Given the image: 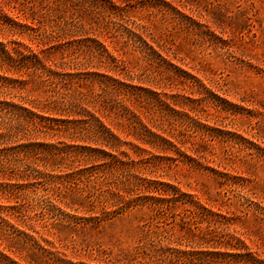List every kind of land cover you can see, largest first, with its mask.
Segmentation results:
<instances>
[{"label":"rangeland","instance_id":"obj_1","mask_svg":"<svg viewBox=\"0 0 264 264\" xmlns=\"http://www.w3.org/2000/svg\"><path fill=\"white\" fill-rule=\"evenodd\" d=\"M113 1L123 9L111 8L106 0L91 6L79 0H0V8L15 13L17 8L24 10L21 16L33 13L42 23L45 20L44 29L31 33V42L26 36L19 40L42 50L47 63L61 59L57 49H48L54 42L43 34L52 30L61 42L87 34L110 53L125 58L130 67L136 65L134 57L151 55L143 44L146 42L196 78L182 82L164 79L157 89L161 94L191 100L185 101L183 110L176 107L189 117L180 113H171L170 117L178 122L176 125L184 122L182 141L178 143L177 137L174 144L193 161L180 155L175 164L162 161L163 168L151 166V174L147 175L179 188L190 198L157 209L140 201L112 213L117 204L114 185L133 190V176L137 170L143 172V164L119 165L110 170L97 160L80 164L63 160L49 166L42 152L35 159L20 154L14 169L35 179L32 187L19 192L25 205L29 201L34 206L24 218L29 213L36 222L50 224L54 233L49 235L43 230L39 235L36 232L42 231L33 226L35 231H29L30 235L62 260L55 264H188L178 251L191 247L238 255L250 252L264 262V0ZM58 13L56 24L50 25L52 16ZM96 47L103 52L101 45ZM139 61L141 68L146 66L147 62ZM85 70L105 71L95 65ZM0 75L12 79L0 81L3 102L29 106L25 100L51 101L58 90L68 103L73 94L68 83L42 67L18 71L0 67ZM55 112L50 108L46 114L57 117ZM21 135L1 138L0 148L24 142ZM37 138L68 143L58 135ZM50 167L53 169L48 172ZM81 168H86L85 172L70 177L63 185L47 176ZM133 197L134 193L130 195ZM68 200L82 209L74 212L65 208ZM197 201L211 206L217 214L211 216L199 210ZM19 222L11 219L18 230L24 226ZM10 234V230H0L1 246L8 245L9 236H14ZM14 239L19 244H10L13 251L25 256L23 238ZM207 257L204 259L209 264H256L246 255Z\"/></svg>","mask_w":264,"mask_h":264},{"label":"trees","instance_id":"obj_2","mask_svg":"<svg viewBox=\"0 0 264 264\" xmlns=\"http://www.w3.org/2000/svg\"><path fill=\"white\" fill-rule=\"evenodd\" d=\"M106 1L111 8L123 9L121 4H116L113 0ZM79 3L98 5L99 0H79ZM57 10L61 11V9ZM14 11L16 13L0 8V37H5L0 38V67L6 68V71H18L22 68L33 70L42 67L49 75L68 83L69 87H72L73 94L68 103L65 102L66 96L58 90H56V98L51 101L25 100L29 106H24L20 102L0 101V129L2 130L0 139H10L22 134L20 139L24 140L22 143L0 148V230L4 232L10 230V235L14 233L15 236H9L10 240L6 246H1L0 243V264H50L49 262L55 264L62 261L29 233V231H35L34 226L42 231L36 232L39 235L43 234V230L49 235L54 234L50 224L36 222V218L29 213L24 218V214L34 206L30 205L29 201H26L25 205L24 198L19 196V192L32 187L35 179L25 171L18 172L14 169V163L20 154L34 156L35 159L37 154L42 152L43 159H49V166L63 160L75 164L97 160L110 170L119 168V165L135 167L137 164H143L145 167L143 172L137 170V174L133 176L135 183L132 186L133 190H124L114 185L113 195L117 204L113 205L115 210H112V213H119L140 201L148 202L150 209H157L161 205L190 198L189 194L181 192L179 188L152 180L147 175L151 174L148 172L151 166L163 168L162 161L175 164L180 155L185 156L188 161H193V158L186 156L174 144L177 137H180L178 143L182 141L181 135L185 131L184 122L180 121L176 125L178 122L170 117L171 113H180V116L189 117L187 113L177 110L176 107L183 110L185 101L191 102V100L185 96L161 94L157 92V89H160L164 79L182 82V79L196 80V78L175 65L167 56L157 53L146 42L143 44L151 55H146L142 59L134 57L136 65L130 67L125 58L110 53L101 42L87 34L75 35L68 42H61L52 34V30L43 34L47 40L54 42L48 49L53 47L57 49L61 59L47 63L42 50H34L31 45L19 40L20 37L26 36L27 41L31 42L33 38L31 33L44 29L43 23L47 25L45 20L42 23L33 13L21 16L20 14L25 13L24 10L16 8ZM59 15L58 13L52 16L54 20H50V25L53 22L56 24V17ZM66 44L70 47H66ZM97 45L103 47V52L98 51ZM79 55L82 56L80 59ZM139 60L147 62L146 66L141 68ZM93 61L97 63L93 64ZM90 65L101 67L105 71L85 70ZM134 69L140 72L135 73ZM6 80L10 82L12 79L0 75V81ZM143 85L149 87L152 85V88ZM50 108L55 109L57 117L46 114ZM105 119H108L107 122ZM54 135L64 137L68 143L36 140L37 137L45 140L47 137L53 138ZM146 146L152 148L157 154L150 152L145 148ZM162 153L173 155H159ZM52 169L47 168V171L51 172ZM85 169L73 171L65 169L62 173H48L47 176L63 185L70 177L81 175ZM132 193L134 197L130 198ZM71 200L75 201L73 196ZM71 200L65 203V208L74 212L82 209L81 206H77L79 204ZM196 206L211 216L217 214L207 204L197 201ZM11 219L20 221L19 223L24 225V230L23 228L18 230L15 224H11ZM20 237L23 238L22 243L27 246L25 256L15 254L10 245L19 244L14 238ZM41 241L47 243L44 238H41ZM193 249L191 247V250L178 251L188 264H209L204 259L208 258L207 256L244 255L249 256L256 264H264L250 252L238 255ZM10 254L16 256L18 260L11 258Z\"/></svg>","mask_w":264,"mask_h":264}]
</instances>
